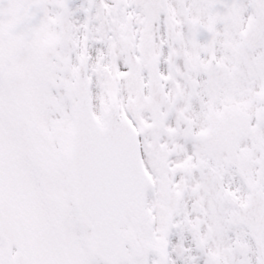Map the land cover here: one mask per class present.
Masks as SVG:
<instances>
[{"label": "snow or ice", "instance_id": "1", "mask_svg": "<svg viewBox=\"0 0 264 264\" xmlns=\"http://www.w3.org/2000/svg\"><path fill=\"white\" fill-rule=\"evenodd\" d=\"M0 264H264V0H0Z\"/></svg>", "mask_w": 264, "mask_h": 264}]
</instances>
